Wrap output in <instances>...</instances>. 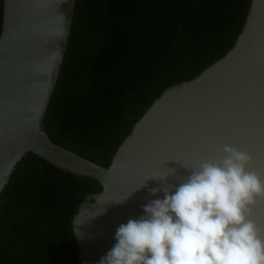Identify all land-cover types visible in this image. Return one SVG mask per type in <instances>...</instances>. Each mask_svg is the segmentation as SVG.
<instances>
[{
  "label": "water",
  "instance_id": "obj_1",
  "mask_svg": "<svg viewBox=\"0 0 264 264\" xmlns=\"http://www.w3.org/2000/svg\"><path fill=\"white\" fill-rule=\"evenodd\" d=\"M76 0H3L0 33V195L16 164L32 152L102 186L72 220L80 264H98L117 227L163 198L190 169L217 160L223 145L251 156L264 180V0H251L232 48L190 80L167 87L134 124L109 166L53 142L45 117L72 30ZM126 198V199H125ZM124 200L123 203L118 201ZM264 231V199L251 206Z\"/></svg>",
  "mask_w": 264,
  "mask_h": 264
},
{
  "label": "trees",
  "instance_id": "obj_2",
  "mask_svg": "<svg viewBox=\"0 0 264 264\" xmlns=\"http://www.w3.org/2000/svg\"><path fill=\"white\" fill-rule=\"evenodd\" d=\"M251 0H76L45 117L49 138L102 165L169 86L233 47ZM3 0H0V33ZM94 178L27 152L0 195V264H80L72 220Z\"/></svg>",
  "mask_w": 264,
  "mask_h": 264
},
{
  "label": "clouds",
  "instance_id": "obj_3",
  "mask_svg": "<svg viewBox=\"0 0 264 264\" xmlns=\"http://www.w3.org/2000/svg\"><path fill=\"white\" fill-rule=\"evenodd\" d=\"M217 152L178 184L149 189L163 198L117 227L98 264H264V231L251 218L264 180L248 170L247 152L227 144Z\"/></svg>",
  "mask_w": 264,
  "mask_h": 264
}]
</instances>
